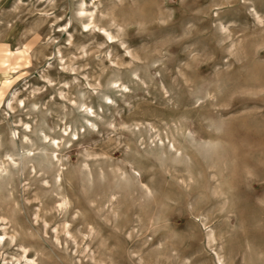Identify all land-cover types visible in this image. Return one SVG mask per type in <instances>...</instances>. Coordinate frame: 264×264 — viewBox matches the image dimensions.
Here are the masks:
<instances>
[{
    "label": "rangeland",
    "instance_id": "1",
    "mask_svg": "<svg viewBox=\"0 0 264 264\" xmlns=\"http://www.w3.org/2000/svg\"><path fill=\"white\" fill-rule=\"evenodd\" d=\"M0 167V264H264V0H0Z\"/></svg>",
    "mask_w": 264,
    "mask_h": 264
},
{
    "label": "bare ground",
    "instance_id": "2",
    "mask_svg": "<svg viewBox=\"0 0 264 264\" xmlns=\"http://www.w3.org/2000/svg\"><path fill=\"white\" fill-rule=\"evenodd\" d=\"M87 27V26H86ZM2 174V172H1V167H0V177L2 176L1 175ZM7 235L6 234H4V235H0V245L1 246H4L5 245V243H6V240H7V238L8 237H6ZM24 253H25V255L23 256V258H24V260H25V263H23V264H36V262L34 261V259L33 260H29L27 257L28 256H26V254H27V250H24ZM4 264H8V263H4ZM13 264H21V262H20V260H16L15 262H13Z\"/></svg>",
    "mask_w": 264,
    "mask_h": 264
}]
</instances>
